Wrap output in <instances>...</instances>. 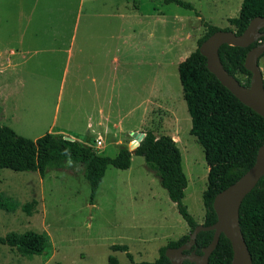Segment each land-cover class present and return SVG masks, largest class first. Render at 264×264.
<instances>
[{
	"label": "rangeland",
	"instance_id": "obj_1",
	"mask_svg": "<svg viewBox=\"0 0 264 264\" xmlns=\"http://www.w3.org/2000/svg\"><path fill=\"white\" fill-rule=\"evenodd\" d=\"M0 0V123L35 139L69 136L113 157L135 133L175 139L187 186L181 200L199 224L208 166L190 134L178 63L205 33L201 19L231 27L242 0ZM13 50V63L7 60ZM264 83V54L259 57ZM100 144H97V141ZM84 164L38 171L0 169V236L32 230L48 244L26 256L0 243V264H121L152 261L189 233L144 158L108 165L94 198ZM25 204L27 207L23 208ZM113 244L127 245L125 252Z\"/></svg>",
	"mask_w": 264,
	"mask_h": 264
},
{
	"label": "trees",
	"instance_id": "obj_2",
	"mask_svg": "<svg viewBox=\"0 0 264 264\" xmlns=\"http://www.w3.org/2000/svg\"><path fill=\"white\" fill-rule=\"evenodd\" d=\"M181 7L192 9L184 0H163ZM255 16H264V0H242L236 17L227 18L232 26L219 28L201 19L205 33L197 39L196 48L178 63V76L182 97L190 116L192 134L201 145L208 166L207 185L202 194L204 206L203 225L216 221L212 207L214 196L236 181L254 162L258 147L264 141V117L241 103L206 67V58L198 46L216 30H233L240 34ZM248 47L223 44L218 53L224 69L239 83L247 86L251 73L244 67ZM264 54V53H263ZM143 136L131 151L121 146L115 156L98 154L95 149L76 139H66L63 135L46 132L35 139L17 134L11 127L0 123V169L14 171H38L43 174L47 168H61L68 160L84 164V177L90 187L89 200L94 198L105 169L112 165L119 169L130 166L131 155L144 158L149 169L154 171L160 185L166 190L169 199L176 204L177 210L189 227V233L198 224L188 213L181 200L187 186V178L181 164V152L176 141L169 135H156L152 130L142 131ZM4 202L0 208L9 209ZM25 204L23 208H27ZM239 226L251 256V264H264V176L244 196L239 206ZM189 233L171 240L158 250V257L152 261H139L132 264H169L164 252L167 247L185 243ZM212 230H201L195 237V252L212 239ZM0 243L14 247L26 256L43 254L47 237L39 232L27 230L23 233L10 232L0 236ZM112 250L126 253L127 245L113 244ZM232 250L230 241L220 234L207 264H230ZM108 264H121L109 255ZM181 264H194L184 260Z\"/></svg>",
	"mask_w": 264,
	"mask_h": 264
},
{
	"label": "water",
	"instance_id": "obj_3",
	"mask_svg": "<svg viewBox=\"0 0 264 264\" xmlns=\"http://www.w3.org/2000/svg\"><path fill=\"white\" fill-rule=\"evenodd\" d=\"M255 41L259 43L252 46L244 58V67L251 73L250 82L245 86L224 69L218 50L223 44L248 47ZM198 50L206 58L207 69L219 82L241 103L264 117V83L258 65V59L264 53V16L250 19L240 34L233 30L214 31L200 43ZM134 136L135 140L129 149L131 151L138 145L143 133H135ZM64 138L72 139L69 136ZM261 176H264V141L257 149L253 164L236 181L214 196L212 207L216 221L210 225L198 223L189 233L185 243L165 249L164 254L169 259V264H181L184 260L194 264H207L221 233L230 241L232 250L230 264H251V256L239 226V206ZM201 230H212L213 235L211 241L201 249V254H198L193 247L195 237Z\"/></svg>",
	"mask_w": 264,
	"mask_h": 264
},
{
	"label": "crops",
	"instance_id": "obj_4",
	"mask_svg": "<svg viewBox=\"0 0 264 264\" xmlns=\"http://www.w3.org/2000/svg\"><path fill=\"white\" fill-rule=\"evenodd\" d=\"M13 53H16V52H14L13 50H10L9 51V54H8V57H7V60L9 61V63L10 62H12L13 63V59L11 58L12 57V55H13ZM13 65H14V63H13ZM1 78L2 77H0V85H2V83H4L7 79L6 78H4L3 80H1ZM2 87H0V89H1ZM175 140V139H174Z\"/></svg>",
	"mask_w": 264,
	"mask_h": 264
},
{
	"label": "built area",
	"instance_id": "obj_5",
	"mask_svg": "<svg viewBox=\"0 0 264 264\" xmlns=\"http://www.w3.org/2000/svg\"><path fill=\"white\" fill-rule=\"evenodd\" d=\"M97 144H100V141L99 140L97 141Z\"/></svg>",
	"mask_w": 264,
	"mask_h": 264
},
{
	"label": "flooded vegetation",
	"instance_id": "obj_6",
	"mask_svg": "<svg viewBox=\"0 0 264 264\" xmlns=\"http://www.w3.org/2000/svg\"><path fill=\"white\" fill-rule=\"evenodd\" d=\"M189 252V251H188Z\"/></svg>",
	"mask_w": 264,
	"mask_h": 264
}]
</instances>
